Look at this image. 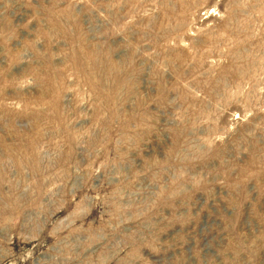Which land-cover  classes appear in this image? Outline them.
Here are the masks:
<instances>
[{
    "label": "rangeland",
    "instance_id": "374dc122",
    "mask_svg": "<svg viewBox=\"0 0 264 264\" xmlns=\"http://www.w3.org/2000/svg\"><path fill=\"white\" fill-rule=\"evenodd\" d=\"M0 264H264V0H0Z\"/></svg>",
    "mask_w": 264,
    "mask_h": 264
}]
</instances>
